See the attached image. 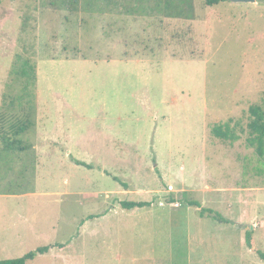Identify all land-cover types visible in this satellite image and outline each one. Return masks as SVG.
<instances>
[{
  "label": "rangeland",
  "instance_id": "obj_1",
  "mask_svg": "<svg viewBox=\"0 0 264 264\" xmlns=\"http://www.w3.org/2000/svg\"><path fill=\"white\" fill-rule=\"evenodd\" d=\"M251 106L264 0H2L0 133L33 126L26 152L0 144V261L52 246L25 264H264L245 244L264 252ZM226 123L239 139L214 136Z\"/></svg>",
  "mask_w": 264,
  "mask_h": 264
},
{
  "label": "trees",
  "instance_id": "obj_2",
  "mask_svg": "<svg viewBox=\"0 0 264 264\" xmlns=\"http://www.w3.org/2000/svg\"><path fill=\"white\" fill-rule=\"evenodd\" d=\"M2 0H0L1 3ZM223 0H205V4L207 6L216 5ZM22 75H26L30 80H28L27 86L24 87V92L27 93V97L29 101L27 106L33 107V88L35 81V71L32 67L30 70L22 69ZM32 87V88H31ZM10 106V105H9ZM5 118L3 115H0V122H2ZM239 125V124H238ZM33 126V121L30 120V116L27 115L24 118H16L10 125L9 129L4 130L3 133H0V144L3 147V150L6 152H16V153H24L30 149V145L25 142L23 139V134H25L30 127ZM247 130L248 137L246 138V142L249 147L255 149V154L257 157L264 161V111L259 106H251L249 108V119L245 126V129L241 128L240 133H244ZM212 132L215 137L223 139V140H231L235 141L238 138L237 134H235L234 130L230 127V123L216 125ZM75 164L83 165L80 161L74 160ZM172 201V198L170 199ZM187 204L189 206H194L196 208H200V216H205V214L217 219L221 222L226 223L227 221L222 218L217 212L207 208H201L198 202L187 200ZM122 208L125 210L135 209V208H145L150 207L151 204L148 202H121ZM245 244L246 246L252 250L258 258L264 262V252L257 250L253 243L252 232H245ZM55 248L60 250L64 249V245H56ZM52 248V246H43L39 247L33 251L26 253L23 257L15 258V259H7L1 260L0 264H25L27 261L34 260L38 255H43L48 253V251Z\"/></svg>",
  "mask_w": 264,
  "mask_h": 264
},
{
  "label": "water",
  "instance_id": "obj_3",
  "mask_svg": "<svg viewBox=\"0 0 264 264\" xmlns=\"http://www.w3.org/2000/svg\"><path fill=\"white\" fill-rule=\"evenodd\" d=\"M231 1L233 3H248V2H254V0H228ZM250 229H252L253 227H249Z\"/></svg>",
  "mask_w": 264,
  "mask_h": 264
}]
</instances>
